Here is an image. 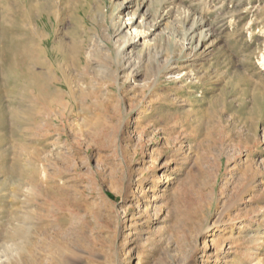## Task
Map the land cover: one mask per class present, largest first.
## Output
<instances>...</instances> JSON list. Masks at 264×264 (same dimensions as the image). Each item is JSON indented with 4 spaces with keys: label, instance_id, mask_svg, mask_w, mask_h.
Masks as SVG:
<instances>
[{
    "label": "rangeland",
    "instance_id": "rangeland-1",
    "mask_svg": "<svg viewBox=\"0 0 264 264\" xmlns=\"http://www.w3.org/2000/svg\"><path fill=\"white\" fill-rule=\"evenodd\" d=\"M159 3H77L111 31L88 25L89 77L48 119L4 83L24 27L0 0V264L21 226L6 264L264 262V0ZM57 9L49 47L77 30Z\"/></svg>",
    "mask_w": 264,
    "mask_h": 264
},
{
    "label": "bare ground",
    "instance_id": "bare-ground-1",
    "mask_svg": "<svg viewBox=\"0 0 264 264\" xmlns=\"http://www.w3.org/2000/svg\"><path fill=\"white\" fill-rule=\"evenodd\" d=\"M80 1L75 0L73 2L75 5L71 6V10L69 11L65 7V0H21L24 37L19 42L17 50L14 48L13 60H9L10 65H12V62L14 66H17V70L6 69L8 77L4 83L10 85V87L13 82L17 83V86L20 88L24 86L25 93L29 92L27 96L30 104L38 108L42 117L48 119L66 115L69 107L74 105L78 91L82 92L80 86L77 90H74L73 83L75 81L72 78V73L77 72V78L80 82L86 81L89 77L92 59L89 56L86 57L82 52L85 43L91 42L86 37L88 25L93 24V26L99 28L100 18L103 21H107V26L110 23L104 13L105 10L94 14L86 9L91 2L87 5H77ZM168 2L169 0H160L159 6L165 7ZM58 4L68 11L71 18L75 19L76 23L72 27L76 26L77 30L75 29L71 34L68 33L69 42L67 44L60 43L56 38L55 40L53 39L54 42H52L53 44L52 47L50 46V49L49 43H47L49 42V37L47 38L46 34L44 35L45 31H42L43 28L40 29L39 20L46 16L55 19L59 23L61 14L57 9ZM160 18L159 15L157 19ZM31 19L35 20L36 23ZM154 21H156V18ZM116 25H118L117 31H119L122 25L121 23H116ZM108 31H111L110 26L108 27ZM136 33V37H138L140 34L144 35L146 31L136 30ZM81 34H83V37ZM79 36L81 37L79 38ZM109 51L111 52V50ZM110 52L109 58L111 59L113 53L111 52L110 54ZM91 56L100 58L104 63L108 59L98 48L92 52ZM112 65L113 67L116 66L114 63ZM38 117L40 119L41 116L39 115ZM28 232L29 229L27 227L21 226L11 234L9 239L11 245H8L4 250V254H2L5 260H8L4 264L10 263L13 257H16L20 251V245L17 243L16 238L26 236ZM257 264H264V262Z\"/></svg>",
    "mask_w": 264,
    "mask_h": 264
}]
</instances>
